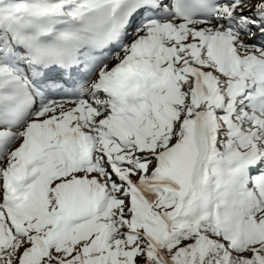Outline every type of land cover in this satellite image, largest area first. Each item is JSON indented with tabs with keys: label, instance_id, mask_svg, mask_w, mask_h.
Here are the masks:
<instances>
[{
	"label": "snow or ice",
	"instance_id": "obj_1",
	"mask_svg": "<svg viewBox=\"0 0 264 264\" xmlns=\"http://www.w3.org/2000/svg\"><path fill=\"white\" fill-rule=\"evenodd\" d=\"M0 264H264V0H0Z\"/></svg>",
	"mask_w": 264,
	"mask_h": 264
}]
</instances>
